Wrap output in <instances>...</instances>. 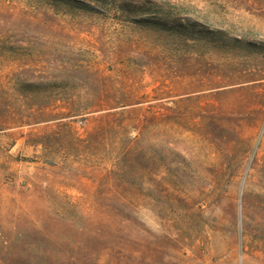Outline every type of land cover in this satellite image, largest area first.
<instances>
[{
	"label": "rangeland",
	"instance_id": "rangeland-1",
	"mask_svg": "<svg viewBox=\"0 0 264 264\" xmlns=\"http://www.w3.org/2000/svg\"><path fill=\"white\" fill-rule=\"evenodd\" d=\"M76 1L0 0V264H264V0Z\"/></svg>",
	"mask_w": 264,
	"mask_h": 264
},
{
	"label": "trees",
	"instance_id": "trees-1",
	"mask_svg": "<svg viewBox=\"0 0 264 264\" xmlns=\"http://www.w3.org/2000/svg\"><path fill=\"white\" fill-rule=\"evenodd\" d=\"M61 1H67L70 4L71 3H79V1H76V0H61ZM99 1H103V0H99ZM80 4L83 5L85 8H89L92 10L95 9V7H93L91 4H86V3H82V2H80ZM120 6L123 7V9H125L126 11H129L131 14H136V13H141V14L151 13L152 14L150 17H147V18L141 17L140 19H137L135 17H132L133 19H137V21L141 22V23L144 22V23H149L151 25H158V26H161V27L166 28V29L168 27V29H170V30H173L175 32H178L180 34H185V35L189 32H195L199 36H201L202 38L210 37V38L214 39L216 36L218 37L217 32H215V31L206 30L203 28H196L194 25H189L187 23L176 21L174 19L170 20V18H169L170 14H168L166 12L164 13L161 10L155 9L154 6H149V7L144 8V6H141L140 4H137L134 2L124 3V4L122 3V4H120ZM235 41H239V40H235ZM242 43L248 49L253 50V49L257 48L255 43L244 42V41ZM25 86L32 88V89H35V88L39 87V84L26 83ZM34 92H36V90ZM137 144H138L137 139H135V141H132V142L127 144L126 154H127L128 158H131L132 162H134V160H136V156L138 154V145ZM118 167H119V165H118ZM119 168H122V167L120 166Z\"/></svg>",
	"mask_w": 264,
	"mask_h": 264
},
{
	"label": "bare ground",
	"instance_id": "bare-ground-1",
	"mask_svg": "<svg viewBox=\"0 0 264 264\" xmlns=\"http://www.w3.org/2000/svg\"><path fill=\"white\" fill-rule=\"evenodd\" d=\"M171 249V248H170ZM170 251V250H169ZM171 252V251H170ZM172 254V253H171ZM169 257V256H168ZM172 257V256H171ZM179 257V256H178ZM174 258V257H173ZM160 260V259H159ZM157 261V260H156ZM161 261V260H160ZM177 261V260H176ZM174 262V261H173Z\"/></svg>",
	"mask_w": 264,
	"mask_h": 264
}]
</instances>
